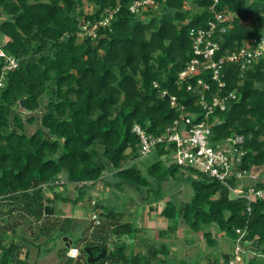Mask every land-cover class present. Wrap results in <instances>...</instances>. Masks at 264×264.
Here are the masks:
<instances>
[{
    "label": "trees",
    "instance_id": "1",
    "mask_svg": "<svg viewBox=\"0 0 264 264\" xmlns=\"http://www.w3.org/2000/svg\"><path fill=\"white\" fill-rule=\"evenodd\" d=\"M133 1L0 0V40L4 51L18 60L16 68L5 70L0 57V75H4L0 211L5 215L0 264H34L21 258L25 240L34 236L33 229H28L26 237L18 234L25 223H37L38 235L47 236L48 242L65 235L72 240L58 250L59 262L50 264H228L234 249L221 258L206 256V261L158 258L170 254L166 245L162 250L148 249L146 255L130 253L125 238L147 229L120 222L115 210L97 201L93 210L99 217L90 220L77 239L73 238L77 219L60 220L54 214L59 198L77 204L88 187L97 183L109 187L110 194L145 189L142 199H147L150 178L162 182L178 173L191 184L192 196L180 207L167 200L161 215L174 219L182 209L181 217L189 223L184 226L187 233L204 232L206 243L216 244L211 229L216 226L234 244L240 239L252 252L244 264H264V196L253 201L233 197L220 181L193 169L181 170L171 157L167 169L161 171L162 160H157L148 167V174L129 163L140 157L135 125L157 137L180 119V111L170 104L171 96L186 106L184 112L198 114L200 120L203 109L195 103L198 94L187 87L198 77L207 80L209 76L180 82L179 73L193 57L190 29L207 28L214 20L212 0H157L156 6L140 15L129 10ZM87 2L93 5L91 13L84 11ZM225 8L230 21L217 39V57L264 36V0H220L216 11ZM108 10L115 13L107 27H97L96 37L79 36L81 24L99 22ZM247 18L249 24L244 23ZM223 79L226 87L220 93L235 91L237 99L230 100L225 111L215 110L219 120L211 127L210 141L218 147L231 137H241L235 144L242 153L236 169L243 177H231L230 186L240 194L250 188L264 192L263 175L251 176V171L264 166V55L243 71L240 63L225 64ZM166 90L168 94L163 95ZM18 108L29 114L23 116ZM32 124L38 126L29 134L27 126ZM154 150L159 158L169 160L164 143ZM69 183L77 187L75 198L62 192ZM16 237L20 243L14 241ZM83 246H93L94 255L105 248L107 255L88 263ZM71 248L79 250L77 258L68 255Z\"/></svg>",
    "mask_w": 264,
    "mask_h": 264
},
{
    "label": "built area",
    "instance_id": "2",
    "mask_svg": "<svg viewBox=\"0 0 264 264\" xmlns=\"http://www.w3.org/2000/svg\"><path fill=\"white\" fill-rule=\"evenodd\" d=\"M157 0H134L129 10L131 13L140 15L149 6H156ZM220 0H212L210 11L214 14V20L208 22V27L191 28L189 35L192 39L193 57L187 63L186 67L179 73V80L184 81L187 78H194L198 75L209 76L208 79L198 77L196 83L188 84V90L197 92L195 103L202 106L203 114L200 120L198 114L184 112L186 106L180 104L175 96L170 97V104L173 108L180 111V119H176L168 127L167 133L162 136L153 137L147 134L138 125H135L134 131L139 136V153L140 157L150 154L159 143L165 144V150L169 151L170 157L184 170H196L207 174L220 181L223 185L231 190L233 197L244 196L250 201L257 197H263V191H255L250 188L247 193L240 194L236 187L230 186L231 177L241 178L243 174L236 169L242 153L237 152L235 144L242 140L241 137H231L222 146L214 147L210 141L211 127L217 123L219 117L215 115V110L225 111L230 100L237 99L235 91L227 94H221V90L226 87V80L223 79L224 66L227 63H240L243 71L264 55V36L259 39L251 38L245 44L233 52H227L217 57L220 50L217 39L221 33L226 31L225 23L230 21V13L225 8L224 11H216V6ZM117 10V9H116ZM108 15L99 22H85L81 24L79 36L96 37L98 26L107 27L110 24L115 11L108 10ZM264 33V28H263ZM0 57L5 60L4 69H14L18 65V60L7 54L3 49L2 39L0 40ZM4 75H0V87L3 83ZM213 84L216 88H213ZM154 83V87H157ZM163 95L168 91H163ZM239 153L235 158L234 154ZM168 154V155H169ZM245 173V171H244ZM251 176L254 177L251 173ZM5 215L0 211V238L3 236V225ZM92 220H97L96 213H93ZM240 232V230H237ZM240 242L235 243L234 258L228 264H236L241 261L242 255L246 254V249ZM252 253L251 251H249ZM70 257L77 258L79 250L71 248L68 251ZM239 260V261H238Z\"/></svg>",
    "mask_w": 264,
    "mask_h": 264
},
{
    "label": "rangeland",
    "instance_id": "3",
    "mask_svg": "<svg viewBox=\"0 0 264 264\" xmlns=\"http://www.w3.org/2000/svg\"><path fill=\"white\" fill-rule=\"evenodd\" d=\"M187 7L189 8L192 7V4H188ZM84 11L87 13H91L93 11V5L88 2L85 3ZM250 21L251 19L247 18L244 21V23L249 24ZM18 109L22 112L23 116L29 114V112L25 110H22L20 108ZM220 119H222V117ZM37 126H38L37 124L28 125L27 126L28 133L29 134L33 133L36 130ZM129 152L130 151H128V153ZM168 156H169L168 157L169 160L166 159L163 160L162 158H159L156 155L154 150L152 153L147 154L145 156H141L135 160H131L129 163L136 164L144 174H148V167L157 160H162L163 169H161V171L167 169V167L169 166V162H172L173 160L172 157H171L172 160H170V154ZM254 170L251 171L254 177H258L262 175L264 177V166L255 171ZM181 175H182L181 173L175 174L174 176L169 175L168 178L162 182L150 178V180L152 181L151 185L149 186V188H151L150 190L151 195L149 196V198L147 197V199H142V194L143 195L147 194L145 189L130 190L129 188H127V191L123 190V192L114 190L112 194L109 193V199L107 200L106 205H109L110 208L115 210V212L118 214L116 215L118 216L117 218L120 220V222L122 221L130 222L134 226L138 224V227H141V225H139L138 222L139 220L141 223V220L140 218L138 219L137 217L140 215L139 214L140 210L142 209L147 210L148 206L151 205H153V207H156L157 205V208L159 209L165 204L167 200L174 201L176 205L180 207L191 198L193 191L192 186ZM95 188L96 187H93L92 188L93 190H91L92 195L94 196L88 195L87 191H89L90 190L89 189L86 191L87 193L85 192V194L82 196L80 200V202H83L80 205L83 206L82 210L85 212V214L83 213V211H81L79 212L80 218L75 217L77 219L78 226L76 228L77 230L73 232L75 233V235L73 236L74 239L82 237L83 228L88 227V225H90L89 221L92 220V216H93V211L91 210L96 203L94 202L95 201L94 198H99V194L95 195L97 191ZM64 196L67 197L66 195ZM89 197H92L93 199ZM70 198H75V197H70ZM54 207H55L54 214L60 220L64 219V217L67 216V211L69 207H72L73 210L74 207L81 208L79 205L76 206V204H74L72 201L67 202L66 200H62L60 198L56 201ZM181 211L182 209L178 211V214L174 217V219H168L164 216H160L165 221L164 228H158L156 231L150 230L149 232L143 230V232H140L138 234L136 233L135 234L136 236L134 238L127 236L125 238V241L126 243H128L130 247L129 249L130 253L139 252L142 255H146L148 253V249L151 251L153 249L162 250L164 245H166L167 250L170 251V254L168 255L160 254L158 258H162V259L167 258L173 261L181 260V259L196 260L202 258L203 261H206V256L210 258L212 257L221 258L222 255L232 252V250L234 249L233 247H235L233 240L228 235L223 234V232H221L222 236L219 235L220 231L216 226H213L211 228L213 230L212 231L213 237L216 239V244L206 243V239L205 240L203 239L204 232L195 233L192 231L194 233L193 236L192 235L189 236L188 234H186L187 230L184 229L185 228L184 226L189 227V223L184 221V218L181 217ZM95 213L99 217L97 212ZM126 217H128V220L126 219ZM173 225H176L175 228L178 229L177 230L172 229V231H169L168 227ZM38 226L39 225L37 223L32 224L31 226L25 223L21 228H19L18 234L21 236L26 237V232L28 231V229H33L31 230V234L34 235L33 237L31 236L27 237V240H25L27 246L25 247L27 249L26 248L23 249V251L21 252V258L27 257V260L34 264H50V263L59 262L58 250L62 248V244L64 243V238H63L64 236L62 238L52 239L50 240V242H48L47 236L38 235ZM160 230L162 231V234H160ZM87 235H90V232H88ZM20 239H21L20 237H16L14 241L20 243L21 242ZM148 239L150 240L148 241ZM115 240L117 241V239ZM149 243H152V246L149 245ZM109 247L113 248L114 243H110ZM246 252L247 253L245 254V256L241 259L242 261L238 260L240 263L244 264L246 263L247 260H249L252 257L251 256L252 253H250L248 249H246ZM153 263H155V261Z\"/></svg>",
    "mask_w": 264,
    "mask_h": 264
},
{
    "label": "crops",
    "instance_id": "4",
    "mask_svg": "<svg viewBox=\"0 0 264 264\" xmlns=\"http://www.w3.org/2000/svg\"><path fill=\"white\" fill-rule=\"evenodd\" d=\"M93 187H96L95 189L97 190V191L95 190L96 191L95 195L96 194H99V198H94V200H95L94 202L97 201L100 204H106L107 203V200L109 199V193L111 192V189H109V187H106V186H104L101 183H97L94 186L88 187L87 190L90 189L89 191L86 190L88 192V195L94 196V195H92V191H91V190H93L92 189ZM62 192H64L67 197H76L77 196V187L74 184L69 183L65 187L62 188ZM89 198L93 199L92 197H89ZM81 203H83V202H79V203L76 204V206L79 205L81 208L74 207V210H73L72 207H69L68 208V211H67V216H70V217L72 216V217H77L78 218L79 217V212L83 211L82 210L83 209V206L80 205ZM164 206H165V204L158 209L157 208V205H156V207H153V205H151V207L148 206V209L147 210H145V209L140 210L139 211V214L140 215L137 216V217H138V219L140 218L141 223H140V221L138 219L137 220L139 222V225H141V227H138V224H136V227L137 228H140V229L141 228H143V229L145 228V229H147L148 232L150 230H152V231L155 230L156 231L158 228H164V222L165 221L160 217V216H162L160 212L162 211V209H163ZM91 211L95 212L93 210V208H92ZM83 213L85 214L84 211H83ZM127 215H128V213H127ZM126 219L128 220V217H126ZM122 222H124V221H122ZM142 232H143V230H142ZM186 234H188L189 236L192 235L191 233H186ZM219 235L222 236L221 231H220ZM149 240L150 239H148V241ZM149 245H151V244L149 243Z\"/></svg>",
    "mask_w": 264,
    "mask_h": 264
},
{
    "label": "water",
    "instance_id": "5",
    "mask_svg": "<svg viewBox=\"0 0 264 264\" xmlns=\"http://www.w3.org/2000/svg\"><path fill=\"white\" fill-rule=\"evenodd\" d=\"M21 104L23 105L22 101H21ZM63 238H64V242H66L68 246L72 244V240L69 238V236H64ZM83 249L85 253L87 254L88 263L98 262L101 259H104L107 255V249L105 248H103L97 256L93 254V246H85Z\"/></svg>",
    "mask_w": 264,
    "mask_h": 264
},
{
    "label": "flooded vegetation",
    "instance_id": "6",
    "mask_svg": "<svg viewBox=\"0 0 264 264\" xmlns=\"http://www.w3.org/2000/svg\"><path fill=\"white\" fill-rule=\"evenodd\" d=\"M101 251H99L95 256H97Z\"/></svg>",
    "mask_w": 264,
    "mask_h": 264
}]
</instances>
